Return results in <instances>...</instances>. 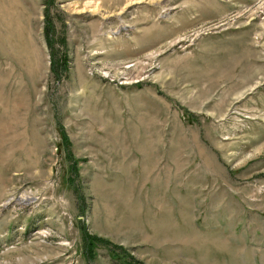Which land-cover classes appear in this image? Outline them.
Returning a JSON list of instances; mask_svg holds the SVG:
<instances>
[{
	"label": "rangeland",
	"instance_id": "rangeland-1",
	"mask_svg": "<svg viewBox=\"0 0 264 264\" xmlns=\"http://www.w3.org/2000/svg\"><path fill=\"white\" fill-rule=\"evenodd\" d=\"M132 1L0 0V264H264V0Z\"/></svg>",
	"mask_w": 264,
	"mask_h": 264
},
{
	"label": "trees",
	"instance_id": "trees-1",
	"mask_svg": "<svg viewBox=\"0 0 264 264\" xmlns=\"http://www.w3.org/2000/svg\"><path fill=\"white\" fill-rule=\"evenodd\" d=\"M49 25H50V26H47V29L45 30L46 43H47V45H48L51 49L54 50V47H53L54 42H53L52 34H51V32H52V30H51V28H52L51 23H50ZM63 63H64V61H63ZM51 70H52V72L55 73V74H57L58 71H59V69H58V67H56V64H55L54 61H53V64L51 65ZM97 241H99V239L96 238V237H94V236L91 237L90 240H88V245L90 246V249H91V250H93V248H94V246H95V244H96ZM117 253H118V252H116L115 255H112L111 257H113V258H119V256L117 255ZM124 254H125V253H124ZM91 255H92V254H91ZM119 260H120V261H119V264H138L137 262L130 261L129 258H119Z\"/></svg>",
	"mask_w": 264,
	"mask_h": 264
},
{
	"label": "bare ground",
	"instance_id": "bare-ground-1",
	"mask_svg": "<svg viewBox=\"0 0 264 264\" xmlns=\"http://www.w3.org/2000/svg\"><path fill=\"white\" fill-rule=\"evenodd\" d=\"M141 2H143V1H136V0H134V1L131 2V4L133 5V4H138V3H141Z\"/></svg>",
	"mask_w": 264,
	"mask_h": 264
}]
</instances>
